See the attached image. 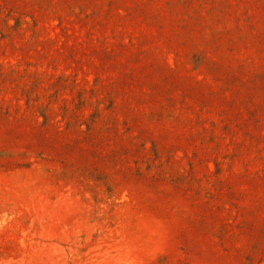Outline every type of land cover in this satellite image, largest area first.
Returning a JSON list of instances; mask_svg holds the SVG:
<instances>
[{
    "label": "rangeland",
    "instance_id": "rangeland-1",
    "mask_svg": "<svg viewBox=\"0 0 264 264\" xmlns=\"http://www.w3.org/2000/svg\"><path fill=\"white\" fill-rule=\"evenodd\" d=\"M0 264H264V0H0Z\"/></svg>",
    "mask_w": 264,
    "mask_h": 264
}]
</instances>
